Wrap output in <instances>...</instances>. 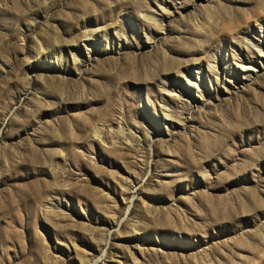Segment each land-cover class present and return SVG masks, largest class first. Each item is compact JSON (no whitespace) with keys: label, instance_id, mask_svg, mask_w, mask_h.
<instances>
[{"label":"rangeland","instance_id":"obj_1","mask_svg":"<svg viewBox=\"0 0 264 264\" xmlns=\"http://www.w3.org/2000/svg\"><path fill=\"white\" fill-rule=\"evenodd\" d=\"M253 43L264 0H0V264H264Z\"/></svg>","mask_w":264,"mask_h":264},{"label":"bare ground","instance_id":"obj_2","mask_svg":"<svg viewBox=\"0 0 264 264\" xmlns=\"http://www.w3.org/2000/svg\"><path fill=\"white\" fill-rule=\"evenodd\" d=\"M152 20L155 21V19H153V18H152ZM253 45H255L258 49H260V53L264 52V46L263 45L261 46L259 44H254V43H253ZM86 47L88 48V46H86ZM252 61H255V60L250 58L249 56L240 57V61H239L240 66L238 68H235L233 71L232 70L229 71V77H230L229 81H231V82L233 81L234 82V81H237V79L239 80V78H240L239 70H238L239 68L242 69L243 71H246V70H249V68H251L253 66L255 68H259V67H261L263 65L262 61L260 62V64H257V63L253 64ZM197 72H200V71H197ZM186 76L189 77L188 75H186ZM196 77L198 78V81H200V83H201V77H202L201 74H197ZM190 81L191 80L189 78H187L186 82L189 83ZM180 90H182V89H180ZM182 93L180 94L181 96H186L188 94L187 93L185 95V94H182Z\"/></svg>","mask_w":264,"mask_h":264}]
</instances>
